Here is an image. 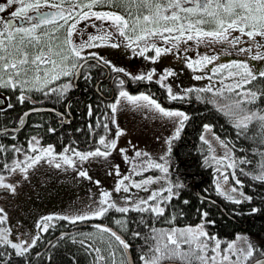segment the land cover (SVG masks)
Segmentation results:
<instances>
[{"label":"snow or ice","instance_id":"snow-or-ice-1","mask_svg":"<svg viewBox=\"0 0 264 264\" xmlns=\"http://www.w3.org/2000/svg\"><path fill=\"white\" fill-rule=\"evenodd\" d=\"M12 5H19V7L10 13L11 19L0 18V88L19 90L21 94L18 100L22 103L29 99L25 95L26 91H42L45 95L55 91H66L71 86L70 84H65L60 89L49 87V85L61 77L72 75L73 71H78L83 67L79 62L86 59L83 55L84 49L101 47L120 37L127 41L126 46H135L139 49L141 55L148 52L150 48L153 49L155 56L146 57L153 61L162 54L171 52L173 48H179L181 42L187 43L193 40L197 45L227 42L232 51L239 54L247 53L251 60H264V51H261L264 49V44L256 39L257 37L264 39V0H5V3H0V13L5 12L7 7ZM97 8L107 10H96ZM113 9H122V11ZM93 18L101 22L99 25L91 24V27L97 29V34L89 35L87 40L79 44L75 43L73 36L79 31L77 25ZM111 29H115V32ZM233 32H238L239 35L233 36ZM157 36L161 38L164 45H171V47H160L156 46L155 43L149 44V41ZM245 36L248 38L247 41L242 39ZM141 41L144 42L143 47H140ZM241 44H246L247 47H240ZM109 46L117 48L120 44L110 42ZM253 49H256L255 53H253ZM184 51L187 52L188 49L185 48ZM87 57L103 60L95 52H88ZM216 59V55L205 54L195 61H190V58L186 59V63L188 67L192 68L210 64ZM103 62L106 65L110 64L106 60ZM113 71L125 72L124 69L115 66H113ZM154 71L146 75L134 76L133 79L152 80ZM212 74L221 76L223 86L216 89L207 86L196 91L213 93L214 97H223L224 102L216 99L210 102L217 103L219 110L230 117L234 126L240 129L242 133L246 132L249 125L254 121L259 123L261 129H264V110L256 112L248 107V105L255 104L260 97H264V89L253 90L247 87L258 79H264V70L257 73L250 67L247 60H231L213 67ZM170 75H173L172 71L166 69L165 75L157 82L161 83L166 76ZM203 78L199 75L194 77L196 80ZM211 78L209 77V79ZM224 79H231L233 83L224 84ZM119 83L122 86L125 81L120 80ZM186 91H192V89ZM168 93L171 100L183 98L173 93L170 87ZM224 93L231 95L225 96ZM122 100L139 107L153 109L162 117L179 118V127L175 131L177 137L183 128L184 121L189 118L182 111L164 108L161 103L148 94L130 95L123 88L119 91L116 101L108 105L113 114L117 112L118 105ZM8 107L10 108L12 105L9 104ZM33 110L35 111V109ZM89 114L91 115V108ZM27 115L29 113H24V116ZM20 122L23 123V117L20 118ZM112 124H116L114 115ZM104 128L110 131L108 124H105ZM204 128L206 131H210L209 125H204ZM49 131L53 130L49 129ZM115 135L117 137L123 135V130L119 129L118 125ZM216 139L219 140V137ZM201 140L209 143L203 135ZM262 142H264V138H262ZM220 143L226 149L225 156L219 158V162L222 163L223 160L229 159L228 153L231 149H228L224 141H220ZM37 144L39 141L33 137L28 146V151L32 155L24 152V160H13L11 166L5 163L3 168L10 172H19L24 179H28L29 169L42 161L52 164L56 159L53 146L37 148ZM98 144L103 146V150L101 147H96L92 151L80 152L66 147L63 153L58 154L62 163H55V167L60 168L62 164L75 167L77 158L80 162L95 157L106 158L110 155L109 149L117 148L116 140L108 139L105 136L100 137ZM7 150L0 146V151ZM13 151L19 153L22 152V149L13 146ZM119 151L124 154L125 161H129L126 149H119ZM68 152H71L72 156L67 155ZM148 155L146 152L135 151V157H148ZM160 160H165V157H160ZM166 163V160L165 163H159L149 159L147 167L159 169L162 173L167 174L169 168L165 166ZM240 163L249 164L251 162L245 159L241 160ZM140 167L142 170H146L143 169V163ZM225 167L235 169L237 167L235 160H232ZM133 171L134 174L139 175L138 172H135V168ZM217 171L219 172V169ZM115 172L120 176L119 166L115 167ZM78 175L91 179L84 170L79 171ZM220 175L225 184L229 182L230 178L235 181L236 185L241 183L235 172L230 175L226 173H220ZM253 178L264 181V164L260 165ZM160 179L162 177H146L137 182L131 180L130 176L124 175L117 180L115 191L120 192L122 189L128 193L130 187L125 184V181H130L131 187L149 191L147 186L158 182ZM96 183L99 184V181ZM216 188L229 200H234L236 203L241 202L230 194L237 191L236 187L229 190L222 188L221 184L217 182ZM0 189L14 194L16 185L7 183L5 177L0 175ZM164 192H167L168 195L162 197L161 193ZM240 194L244 195L243 193ZM173 195L171 187L167 189L162 187L158 191H152L146 199L139 200L131 207H118L115 201L110 202V193L103 191L96 209L58 218L72 222L85 221L93 217L99 218L109 209H115L120 213H128L130 210L149 211L154 216L159 217L165 213V208L161 204L166 200H171ZM244 198L251 199L247 196ZM130 199V196L125 197L126 201ZM149 201L154 203L150 204ZM255 211L256 209H253V212ZM204 215L206 216L207 213ZM52 219V216H44L36 222V228L39 231L32 237L30 243L23 240L14 242L9 238L10 229L0 227V244L10 246L15 250V255L23 257L36 245L39 233L48 231V222ZM6 220L7 214L3 208H0V224ZM116 223L122 224V221L117 220ZM94 227L99 234L98 242L102 245L106 244L107 249L112 250L109 253L111 264H126V259L117 262L115 255L120 249H128L129 243L106 225L96 224ZM81 235L85 236L86 239L93 237L91 233ZM133 236L139 237L140 233L134 232ZM151 240L153 242L149 245L148 251L140 256L143 264H217V257H220L219 264H247L251 259H254L256 252L248 238L241 234H238L236 240L229 242L227 247L221 251L220 241L214 236H209L203 230V225H197L195 228L188 226L168 230L153 228ZM212 241H215L214 247H210ZM237 241H242L241 246H237ZM79 243L85 245L86 241L82 239ZM86 250H91L96 254L95 264L108 260L102 254L105 250L102 247L87 244ZM209 251L213 255H205ZM261 255H264V252H261ZM255 264H264V260H256Z\"/></svg>","mask_w":264,"mask_h":264},{"label":"trees","instance_id":"trees-1","mask_svg":"<svg viewBox=\"0 0 264 264\" xmlns=\"http://www.w3.org/2000/svg\"><path fill=\"white\" fill-rule=\"evenodd\" d=\"M103 74V68L89 61L81 69L77 89L73 87L69 77H61L52 82L49 87L60 89L63 85L70 84L66 91H55L48 95L42 91H26L25 95L38 100L40 104L62 112L65 111V105L69 101L68 108L73 118L68 124H63L58 121L59 115L55 112H34L29 114L21 130L0 132V146L8 149L0 151V175L10 172L3 168L5 163L11 166L12 161L17 159L18 152L13 151V146L21 148L22 151H28V141L32 135H38L43 145H52L56 152H61L73 145L87 147V149L103 148L98 141L101 136L110 138L104 125L110 122L111 109L108 105L117 95L114 81L115 94L112 95V87L108 81H101L98 84V89L104 97L96 93L95 82ZM128 78L130 92L147 93L164 106L182 108L189 117L184 121L179 136L173 135L168 140V148L163 157L167 161L165 166L169 168V172L165 174L159 169L148 168L147 165L143 172L146 175L163 177L167 181L165 189L171 187L174 195L171 200L161 204L165 208L163 216H154L149 211L130 210L128 213H120L115 209H109L103 216L88 220L105 222L118 230L130 245L134 264H143L140 256L148 251L149 245L153 242L151 240L153 228L168 230L197 225H203V230L209 236H214L220 241L221 250L225 249L237 234L245 233L256 249L254 259L262 256L261 252H264V181L254 179L253 176L260 165L264 164V155H262L264 129H261L259 123L254 121L249 125L248 130L242 133L234 126L233 120L219 110L217 103L210 102L213 99L224 102L223 97H214L213 93L196 91L202 88L192 89L185 95L179 96L183 97L182 99L171 100L166 87L157 80H136L130 76ZM247 87L253 90L264 89V79H258ZM76 90H81L83 94L78 97L73 96ZM20 94L19 90L0 88V127L14 124L17 115L31 106L29 101L22 103L18 100ZM224 95L231 94L224 93ZM9 104L12 107L9 108ZM248 107L256 112L264 110V97H260L255 104ZM206 124H209L219 140L224 141L231 149L232 159L237 165L235 169L222 166L215 159L210 144L201 140ZM91 131L93 132L92 141L89 140ZM149 159L165 163V160H160V157H149ZM245 159L251 163H240ZM232 172H235L236 177L241 181L239 185H236L234 180L231 178L229 180L230 188H237L236 193L239 195L240 203L229 200L216 188L217 182L221 184L223 181L220 173L230 175ZM198 192L204 195L205 199H201ZM167 195V192L161 193L162 197ZM245 196L251 199H245ZM149 203L154 202L149 201ZM253 209L256 211L253 212ZM205 213H207L206 216ZM117 220L122 221V224H117ZM81 222L83 221L72 222L58 217L52 222L49 221L48 231L39 233L36 245L23 257L15 255V250L10 246L0 244V253H3L0 255V264H95L96 254L86 250L87 244L104 248L102 254L108 260L100 264H111L109 253L112 250L107 249L106 244L102 245L98 242L99 234L95 225H79ZM0 227L6 228V221L0 224ZM59 232L65 233L52 239L49 246L37 254V251ZM134 232H139L140 236H133ZM88 233L93 234L92 239H86L81 235ZM82 239H85V245L79 243ZM214 246L215 241H212L210 247ZM183 247L186 248V246ZM205 255L210 256L211 252ZM115 259L117 262L125 259L122 249L116 253Z\"/></svg>","mask_w":264,"mask_h":264},{"label":"rangeland","instance_id":"rangeland-1","mask_svg":"<svg viewBox=\"0 0 264 264\" xmlns=\"http://www.w3.org/2000/svg\"><path fill=\"white\" fill-rule=\"evenodd\" d=\"M82 23L83 21L77 25L78 30L82 29L78 33L83 31ZM61 31L63 32L64 30ZM78 33L73 36V40L77 44L80 43L79 38L81 37V34ZM232 35L238 36L239 33L233 32ZM242 39L247 41L248 38L245 36ZM256 39L261 44H264V39L260 37ZM112 42L119 43L120 48L127 45V41H124L121 37ZM151 43H155L156 46L160 47H171V45H164L158 36L153 37L149 41V44ZM224 43L228 44L227 42H222L211 45H197L195 40L187 43L181 42L179 48H173L174 51L171 53V55H174L173 57L167 58L169 52L162 54L155 61L146 58L155 56L153 49L150 48L148 52L141 55L139 54V49L135 48V46H126L129 49L126 56L118 53L117 50L119 47L113 48L109 45L86 48L84 49L83 55H87L88 52L98 53L99 57L103 58L102 61H109L111 67L122 68L131 76L146 75L155 70L152 79L157 81H160L161 77L165 75L166 69L171 70L173 75L166 76L160 84L165 86L167 91L170 87L173 93L177 96H182L188 92L186 91L188 89L205 88L207 86H212L216 89L223 86L221 84V76L219 74L217 76L212 74L213 66L211 63L190 68L187 66L186 59L190 58V61H195L205 54L213 55V52L216 56L223 52H232L227 47L225 49L220 48V46L225 45ZM143 46L144 42L141 41L140 47ZM239 46L247 47L246 44ZM185 48L188 49L187 52L184 51ZM255 51L256 49H253V53ZM242 55L245 56L248 54L244 53ZM216 61L217 65L226 63L221 62L218 56ZM260 70H264V66L256 72L258 73ZM197 75L204 78L200 80L194 79ZM209 77L212 78L209 79ZM223 83L231 84L233 81L231 79H224ZM129 94L139 95L140 93L129 92ZM115 101L116 99L112 103ZM157 101L159 102V100ZM161 105L168 110L184 112L180 107ZM113 115L115 116L116 124H112ZM110 121L112 127L111 139L116 140L117 148L109 149L110 155L108 157L89 158V160L83 162H80L77 158L75 167H68L62 164L60 168H56L55 163H62L58 154L63 153L64 150L57 153L53 148L54 155L56 156L55 161L52 164L42 161L35 167L29 169L28 179H24L23 175L19 172H10L3 175L7 183L16 185V192L14 194L10 191H0V208H3L7 214L6 228L10 229L9 238L11 240L14 242L23 240L30 243L32 237L39 231L36 228V222L41 217L52 216L53 219L50 221L52 222L57 217L65 215L73 216L96 209L103 191L110 193V202L115 201L118 207H131L139 200L146 199L152 191H158L162 187H167V181L162 178L158 182L148 185L147 188L149 191L131 187L130 181H125V184H128L130 187L128 193H125L122 189L120 192L115 191L117 180L124 175L130 176L131 180L137 182L146 177H150L136 175L134 172H131V169L137 167L139 164L137 158L140 157H135V151L146 152L149 154L148 156L155 158L162 157L167 151L168 140L175 135L176 128L179 127V118L162 117L153 109L139 107L126 100H122L118 105L117 112L113 114L111 111ZM117 125L119 129L123 130V135L119 137L115 135ZM202 135L209 141L213 155L219 162V158L225 156V147L216 139V135L213 133L211 126L210 131H206L204 128ZM33 137H36L39 141V144L36 145L37 148L50 145H43L38 135H32L29 138L28 146ZM119 149H126V155L129 157V161H125L124 154ZM228 149L230 148L228 147ZM76 150L87 152L94 149L82 150L76 148ZM24 152L32 155L30 151L19 152L17 154V160H24ZM67 155L72 156V153L68 152ZM228 155L229 159L223 160L222 163L220 162L222 166H226L232 161L231 151ZM116 166H119L120 176L115 172ZM81 170L86 171L88 177H91V179L79 176L78 172ZM96 181H99V184ZM129 196L131 199L126 201L125 197ZM104 206L106 207L107 205ZM195 227L193 226V228ZM239 234L247 237L245 233ZM237 235L230 242L235 241ZM241 244L242 241H237L238 247ZM219 260L220 257H217V264H219Z\"/></svg>","mask_w":264,"mask_h":264},{"label":"flooded vegetation","instance_id":"flooded-vegetation-1","mask_svg":"<svg viewBox=\"0 0 264 264\" xmlns=\"http://www.w3.org/2000/svg\"><path fill=\"white\" fill-rule=\"evenodd\" d=\"M0 3H5V0H0ZM16 7H19V5H12V6H8L7 7V10L5 11V12H3V13H0V18H2V19H4V20H9V19H11V17H10V13L11 12H13V11H15V8ZM43 10H48V9H43ZM96 10H107V9H100V8H97ZM113 10H117V11H122V9H113ZM92 23H96V24H100L101 22L100 21H96L94 18L92 19V20H90V21H83V23H82V27H83V31L80 33H78V34H81V37L79 38L80 39V43L82 42V41H84V40H87L88 39V36L89 35H95V34H97V29H95V28H93V27H91V24ZM105 27H107V25H105ZM79 30H82V29H79ZM111 31H113V32H115V29H111ZM77 34V35H78ZM122 38V37H121ZM113 40H111L110 42H112ZM109 42V43H110ZM109 43H106V44H104V46H107V45H109ZM225 44V43H224ZM226 45V46H225ZM225 45H222V46H220V48L221 49H225V47H227V49H229L230 51H232L231 50V47H230V45L229 44H225ZM263 51H264V49H262ZM118 53L120 54V55H127L128 53V51H129V49H128V47H126V46H123V47H119L118 48ZM172 51H174V50H172ZM172 51L169 53V56L167 57V58H171V57H173L174 55H171V53H172ZM213 55H214V52H213ZM85 57L87 56V55H84ZM218 57H219V60L221 61V62H229V61H231V60H247L248 61V63H249V65H250V67H252L255 71H257L259 68H261L262 66H264V60H251L250 59V57L248 56V55H242V54H239V53H235V51L233 52H223V53H220L219 55H217ZM89 61H94V60H88L87 62H89ZM87 62H85V63H87ZM94 62H96V61H94ZM84 63V64H85ZM211 65L213 66V67H215L216 65H217V61L216 60H214L212 63H211ZM101 68H103V70H104V74L102 75V76H100L97 80H96V82L99 80L100 82L101 81H108V83H109V85L112 87V95L113 94H115V92H114V90H115V88H116V90H117V95H116V97L118 96V94H119V91L121 90V88H123L124 90H126V91H129V88H130V86H129V78H128V76H130L131 77V75H129V74H127L126 72H123V73H120V72H116V71H113V67L111 68V69H109L108 68V65H101ZM80 74H81V69H80V73H79V76H78V79H79V77H80ZM218 75V74H217ZM217 75H215V76H217ZM69 78L71 77L72 78V76L70 75V76H68ZM134 77V76H133ZM78 79L76 80V82L78 81ZM120 80H124L125 81V83L121 86L120 85V83H119V81ZM113 81H114V84H115V88L113 87ZM99 82V83H100ZM73 87L74 88H78V86H77V83H75V85H73ZM94 89H95V91H96V93L97 94H99V96H101V97H104V95L101 93V91L98 89V86L97 87H95V85H94ZM77 92L75 93L74 92V94H73V96H80V95H82L83 94V92L81 91V90H76ZM130 92V91H129ZM133 92V91H132ZM135 92V91H134ZM137 93V92H136ZM115 97V98H116ZM68 102L69 101H67V103H66V105H65V108L67 109V111L71 114V118H70V120L73 118V114L71 113V111H70V109L68 108ZM60 118H61V116H60ZM69 118V117H68ZM70 120H69V122H70ZM68 122V123H69ZM67 123V124H68ZM66 124V123H65ZM108 126H109V129H110V131L108 130V132H109V134L111 133V126H110V123L108 124ZM78 146V145H77ZM149 160V157H140V158H137V161L139 162V164H138V166H137V168H139L140 167V165H141V163H143V169L146 167V165H147V161ZM134 168H136V167H134ZM134 168H132L131 170H133ZM136 170V169H135ZM222 184H223V181L221 182V186H222Z\"/></svg>","mask_w":264,"mask_h":264},{"label":"water","instance_id":"water-1","mask_svg":"<svg viewBox=\"0 0 264 264\" xmlns=\"http://www.w3.org/2000/svg\"><path fill=\"white\" fill-rule=\"evenodd\" d=\"M89 59H93V58H86L82 61H80L79 63L81 65H83V63H85L87 60ZM81 69V68H80ZM80 69L78 71H74V76H73V82L75 83L78 76H79V73H80ZM99 82V81H98ZM98 82L96 83V85L98 84ZM32 104L33 106L23 110L18 116H17V119H16V122H15V125H12V126H7V127H2L0 128V132H4V131H19L21 130L26 122H27V118H28V115L27 116H24V113H33V112H41V111H49V112H54L56 110H54L53 108L51 107H47V106H44V105H40L38 103V101L34 100V99H28ZM35 109V111L33 110ZM57 112V111H56ZM62 116V118L60 119L62 122L64 123H68V117L66 114L62 113V112H59ZM23 117V123L20 122V118ZM224 188H227L229 189L227 186H225ZM235 199L238 198V196H236L235 193H230ZM85 224H101V225H106L108 227H110L112 230L116 231L118 234H120L117 230H115L114 228H112L110 225L106 224V223H102V222H97V221H90V222H87ZM63 232H60L58 235L62 234ZM121 235V234H120ZM122 236V235H121ZM123 237V236H122ZM50 243V241L47 243V245ZM42 251V250H41ZM124 251V254H125V257H126V262L127 264H133V261H132V256L130 254V250L129 248L128 249H123ZM256 260H264V256H261V257H258L256 259H254L252 262H250L249 264H255V261Z\"/></svg>","mask_w":264,"mask_h":264}]
</instances>
